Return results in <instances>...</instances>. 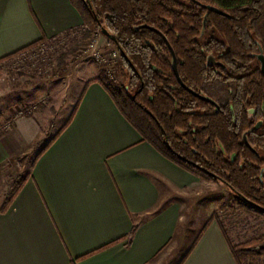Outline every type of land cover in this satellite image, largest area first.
Returning a JSON list of instances; mask_svg holds the SVG:
<instances>
[{
	"label": "crops",
	"instance_id": "obj_1",
	"mask_svg": "<svg viewBox=\"0 0 264 264\" xmlns=\"http://www.w3.org/2000/svg\"><path fill=\"white\" fill-rule=\"evenodd\" d=\"M83 24L71 0H0V60ZM87 73L69 121L4 211L0 196V264H237L213 206H198L211 183L143 141L100 72ZM40 133L16 120L0 137V172Z\"/></svg>",
	"mask_w": 264,
	"mask_h": 264
},
{
	"label": "trees",
	"instance_id": "obj_2",
	"mask_svg": "<svg viewBox=\"0 0 264 264\" xmlns=\"http://www.w3.org/2000/svg\"><path fill=\"white\" fill-rule=\"evenodd\" d=\"M196 1L227 16L208 13L189 0L71 3L85 25L101 32L105 29L114 38L107 39L130 68L131 91L116 88L102 76L96 81L143 141L190 174L225 185L243 211L264 216V135L257 136L263 130L252 132L256 122L264 121V77L253 56L260 49L264 53V0ZM142 26L156 31L138 29ZM159 33L177 58L184 85L216 102L218 111L178 84L171 52ZM208 55L220 56L224 67L217 74L206 67ZM253 109L257 113L254 122L249 118ZM25 181L20 178L14 185L3 211L12 205ZM229 246L237 264H258L264 258L260 239Z\"/></svg>",
	"mask_w": 264,
	"mask_h": 264
},
{
	"label": "rangeland",
	"instance_id": "obj_3",
	"mask_svg": "<svg viewBox=\"0 0 264 264\" xmlns=\"http://www.w3.org/2000/svg\"><path fill=\"white\" fill-rule=\"evenodd\" d=\"M92 40L97 41L96 50L105 55L117 49L101 30L84 23L81 29L48 40L27 53L0 63V137L12 131L16 120L21 118L35 120L41 131L28 147V152L1 169L0 196H10L17 181L29 174L38 154L67 124L80 97L81 83L90 77L87 70L97 69L108 83L131 91V71L121 55L113 67L97 63L88 51ZM41 47L45 49V57L39 50ZM110 72L114 73L115 80L111 79ZM210 183L206 185L210 189L206 201L198 206L202 209L213 206V218L219 221L229 244L234 247L260 239L263 245L264 216L243 211L241 202L228 188ZM258 264H264V258Z\"/></svg>",
	"mask_w": 264,
	"mask_h": 264
},
{
	"label": "flooded vegetation",
	"instance_id": "obj_4",
	"mask_svg": "<svg viewBox=\"0 0 264 264\" xmlns=\"http://www.w3.org/2000/svg\"><path fill=\"white\" fill-rule=\"evenodd\" d=\"M162 37V36H161ZM162 39H163V37H162ZM163 41H164V39H163ZM165 42V41H164ZM166 44V43H165ZM171 52V51H170ZM264 54V53H263ZM171 55H172V53H171ZM258 55H260V51L258 52V53H255L253 56L255 57V59H256V64H257V67L259 68V70H260V72H261V63H260V61L258 60V58H257V56ZM220 57V56H219ZM219 57H216V56H213V55H208L207 56V58H206V67H208V68H213V72L214 73H216L217 74V72H218V68L219 67H224L223 66V64H222V62H221V60H220V58ZM176 61H177V58H176ZM173 65V55H172V63H171V66ZM177 65H178V63H177ZM172 70H173V67H172ZM178 70V69H177ZM173 72H174V70H173ZM179 74V73H178ZM261 74H262V72H261ZM174 75H175V72H174ZM262 76L264 77V75L262 74ZM175 77H176V75H175ZM179 77H180V75H179ZM180 79H181V77H180ZM236 79H238L239 81H244V77H242V76H240V78H239V76H237L236 77ZM176 80H177V82H178V84L182 87V88H184L181 84H180V82L178 81V79H177V77H176ZM182 81V80H181ZM182 83H183V81H182ZM184 84V83H183ZM188 88V87H187ZM185 89V88H184ZM189 89V88H188ZM186 90V89H185ZM186 91H188V90H186ZM192 91V90H191ZM189 92V91H188ZM190 94H192L193 96H195V97H197V98H199L200 100H202L200 97H205V98H208V97H206V96H204V95H202V94H200V93H195V92H193L192 91V93L191 92H189ZM198 95V96H197ZM210 99V98H209ZM202 101H204V100H202ZM213 101V100H212ZM204 102H206V103H208V104H210V105H212V106H214L215 108H216V110L218 111L219 110V106L217 105V103L216 102H214L216 105H214V104H212V103H210V102H207V101H204ZM257 113H256V111L253 109V110H250L249 111V118L251 119V120H253V122H254V120L256 119V115ZM263 130V131H262ZM262 131V132H261ZM252 132H261V133H258V137H263V135H264V121H258V122H256L255 123V125L253 126V128H252ZM262 172H264V169L262 170ZM220 184V183H219ZM222 186H225V185H223V184H221ZM226 187V186H225ZM227 188V187H226Z\"/></svg>",
	"mask_w": 264,
	"mask_h": 264
},
{
	"label": "water",
	"instance_id": "obj_5",
	"mask_svg": "<svg viewBox=\"0 0 264 264\" xmlns=\"http://www.w3.org/2000/svg\"><path fill=\"white\" fill-rule=\"evenodd\" d=\"M189 1H191V2H193V3H195V4H197V5L200 6L202 9L206 10L208 13H214V14H218V15H222V16H227V14H226L225 12L221 11L220 9H218V8H216V7H213V6H210V5H203V4H201V3H198L196 0H189ZM206 22H207V16H206L205 19H204V25L206 24ZM138 29H150L151 31H156L155 29H153V28H149L148 26H142V27H139ZM102 34H103L106 38H108L109 40L114 41V38H113L112 36H110V34H109L105 29L102 30ZM159 34H160V33H159ZM160 35L163 37L162 34H160ZM163 39H164L166 45L168 46L169 50L171 51V53H172V55H173V65H172V67H173V70H174V72H175V75H176L178 81L180 82V84H181L186 90H188L189 92L192 93V91H191L190 89H188V88L182 83V81H181V79H180V77H179V74H178V70H177V61H176L175 54H174V52H173V50H172V48H171L169 42L167 41V39H166L165 37H163ZM257 58H258V60H259L260 63H261V72H262V74L264 75V54H263L262 49H260V55H258ZM197 96H198V95H197ZM200 98H201L202 100H204V101H207V102H210V103L216 105V104H215L211 99H209V98H205V97H200ZM216 106H217V105H216Z\"/></svg>",
	"mask_w": 264,
	"mask_h": 264
},
{
	"label": "built area",
	"instance_id": "obj_6",
	"mask_svg": "<svg viewBox=\"0 0 264 264\" xmlns=\"http://www.w3.org/2000/svg\"><path fill=\"white\" fill-rule=\"evenodd\" d=\"M42 45V44H41ZM96 45H97V41L96 40H92V44L89 45L88 47V51L91 52L93 54V58L95 59V61L97 63L100 64H108V67H113V64L116 63V61L119 59L120 57V52L118 49H112L110 50V52L108 53V55L103 54V52L96 50ZM41 49V52L44 54L45 49L44 48H39V50ZM27 53V52H26ZM24 54V53H23ZM45 57V56H44ZM110 76L112 77L111 79L115 80L114 77V73L110 72Z\"/></svg>",
	"mask_w": 264,
	"mask_h": 264
}]
</instances>
